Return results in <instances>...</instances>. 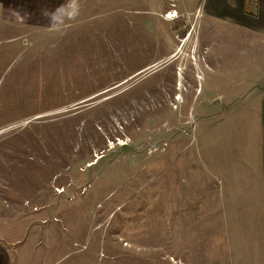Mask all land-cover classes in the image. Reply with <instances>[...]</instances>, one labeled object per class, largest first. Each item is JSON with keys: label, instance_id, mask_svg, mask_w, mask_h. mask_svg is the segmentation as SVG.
<instances>
[{"label": "rangeland", "instance_id": "obj_1", "mask_svg": "<svg viewBox=\"0 0 264 264\" xmlns=\"http://www.w3.org/2000/svg\"><path fill=\"white\" fill-rule=\"evenodd\" d=\"M62 1L0 0L10 263L263 260L264 41L199 0Z\"/></svg>", "mask_w": 264, "mask_h": 264}, {"label": "crops", "instance_id": "obj_2", "mask_svg": "<svg viewBox=\"0 0 264 264\" xmlns=\"http://www.w3.org/2000/svg\"><path fill=\"white\" fill-rule=\"evenodd\" d=\"M38 1L45 3V8H49L52 15H56L57 10L63 8V4H59V0ZM63 2H66V5H70L73 0H65L62 1V3ZM199 9L201 11L204 10L216 20L227 22L234 26H237L240 30H238L236 33L243 35H257L259 38L258 40L264 41V0H199L196 10ZM46 18L49 17L47 16ZM190 34L191 33H189V35ZM228 34V39H233L234 32ZM260 198L263 203L258 208H255L257 210L256 212H254V215L257 213V215L261 217L260 221H262L259 226V230L262 231L259 236V241L262 244L258 252L263 257V260H258V255L257 258L256 256H254L253 258H249L246 254L247 249H245V246L243 245L241 247V256L243 258L242 260H239V264H264V187L262 190V194H260ZM236 206L234 205L233 208ZM238 208H241L239 210H241V214H243L245 217L248 216L249 212H251L252 209H254L248 206L247 209H245L246 205L238 206L237 209ZM247 222H249V219ZM237 225L238 229L231 228L233 232V238L235 239L241 236V225L240 227L238 223ZM246 226V229H248L253 226V223L249 222L248 224H246ZM246 234L244 235L245 237ZM10 260L11 258L7 250L0 248V264H11ZM229 264H235V260H230Z\"/></svg>", "mask_w": 264, "mask_h": 264}, {"label": "bare ground", "instance_id": "obj_3", "mask_svg": "<svg viewBox=\"0 0 264 264\" xmlns=\"http://www.w3.org/2000/svg\"><path fill=\"white\" fill-rule=\"evenodd\" d=\"M172 13L167 16L170 17L169 19H175L177 17L176 11L173 14Z\"/></svg>", "mask_w": 264, "mask_h": 264}, {"label": "water", "instance_id": "obj_4", "mask_svg": "<svg viewBox=\"0 0 264 264\" xmlns=\"http://www.w3.org/2000/svg\"><path fill=\"white\" fill-rule=\"evenodd\" d=\"M152 68H153V66H149V67H146L143 71H145L147 69H152ZM143 71H141V72H143Z\"/></svg>", "mask_w": 264, "mask_h": 264}, {"label": "built area", "instance_id": "obj_5", "mask_svg": "<svg viewBox=\"0 0 264 264\" xmlns=\"http://www.w3.org/2000/svg\"><path fill=\"white\" fill-rule=\"evenodd\" d=\"M169 14H170V12H168V13L166 14V18H167V19H169V18H170V17H167V15H169Z\"/></svg>", "mask_w": 264, "mask_h": 264}, {"label": "flooded vegetation", "instance_id": "obj_6", "mask_svg": "<svg viewBox=\"0 0 264 264\" xmlns=\"http://www.w3.org/2000/svg\"><path fill=\"white\" fill-rule=\"evenodd\" d=\"M139 73H140V72H139ZM139 73H137V74H139ZM137 74H136V75H137Z\"/></svg>", "mask_w": 264, "mask_h": 264}]
</instances>
